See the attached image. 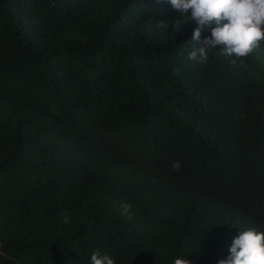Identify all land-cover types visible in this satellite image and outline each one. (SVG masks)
Segmentation results:
<instances>
[{
  "label": "trees",
  "instance_id": "trees-1",
  "mask_svg": "<svg viewBox=\"0 0 264 264\" xmlns=\"http://www.w3.org/2000/svg\"><path fill=\"white\" fill-rule=\"evenodd\" d=\"M180 16L0 0V264H218L264 231V41L190 60Z\"/></svg>",
  "mask_w": 264,
  "mask_h": 264
},
{
  "label": "clouds",
  "instance_id": "clouds-1",
  "mask_svg": "<svg viewBox=\"0 0 264 264\" xmlns=\"http://www.w3.org/2000/svg\"><path fill=\"white\" fill-rule=\"evenodd\" d=\"M172 7L195 21L192 41L199 46L189 54L190 60L206 62L208 51L219 46L225 57L236 59L247 57L253 49L264 41V0H169ZM163 6L164 0H155V5ZM190 10V15H189ZM215 22L211 35L202 37L206 25ZM167 26V25H164ZM236 59L232 63H236ZM178 171L179 161L173 163ZM62 223L70 222L69 216L62 215ZM228 259H221L218 264H264V231L255 228L240 230L229 249ZM91 264H115L114 258L99 250L91 253ZM172 264H192L184 256H178Z\"/></svg>",
  "mask_w": 264,
  "mask_h": 264
}]
</instances>
